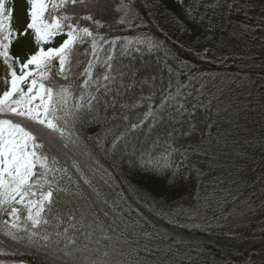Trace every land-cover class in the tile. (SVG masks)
Instances as JSON below:
<instances>
[{
  "label": "snow or ice",
  "instance_id": "snow-or-ice-1",
  "mask_svg": "<svg viewBox=\"0 0 264 264\" xmlns=\"http://www.w3.org/2000/svg\"><path fill=\"white\" fill-rule=\"evenodd\" d=\"M25 2L27 20L15 27L14 0H0V64L4 67V75L0 76L4 84L0 90V237L53 264H144L141 251L153 254V250L147 245L133 247L132 241L121 239L122 234L106 225L87 202L82 185L100 195L86 174V167L90 168L87 161L99 166L93 175L103 167L88 142L103 148V141L113 135L107 151L114 153L131 131L148 120L152 121L151 131L167 113L169 128L163 137H156L152 149L137 154L133 147L129 153L125 144L124 155L129 157L131 169L166 177L170 186L178 187L191 177L184 173L183 163L175 160L177 155L186 157L176 142L179 137L203 132L202 121L195 113L202 107L207 109L210 102L202 104L197 98L189 106L187 96L191 93H184L186 85L178 80L174 91L171 81L166 90H160L163 94L159 103L155 90L130 102H120L136 87L137 80L136 73H132L131 83H124L128 73L117 66V48L123 55L151 53L161 46L154 37L139 31L143 24L134 25L138 13L132 0ZM220 6L215 0L205 8ZM198 7L189 5L186 9V15L196 24L205 18V14L197 15ZM113 16L118 17V24L137 34L111 37L104 30L111 29L108 21ZM16 45H21L18 51H14ZM208 51L196 55L204 59ZM82 62L85 67L77 73ZM180 67L192 66L181 61ZM168 71L177 77L183 74L174 73L172 67ZM194 78L189 75V82ZM149 79L154 81L155 77L146 78L142 84ZM145 106L147 111L132 122L131 113ZM108 110L113 111V120L128 125L125 131L117 135L115 128H102L103 136L96 133L85 137L88 126L108 119ZM161 145L163 150L156 155L154 150ZM103 171L112 179L107 169ZM238 182L246 183V177L241 174ZM157 214L168 216L166 212ZM103 215L107 217L108 213ZM131 227L125 225L126 230ZM183 243V239H177L164 248L157 264H172L167 257L179 255L174 245ZM17 254L5 251L4 241L0 240V255Z\"/></svg>",
  "mask_w": 264,
  "mask_h": 264
},
{
  "label": "trees",
  "instance_id": "trees-1",
  "mask_svg": "<svg viewBox=\"0 0 264 264\" xmlns=\"http://www.w3.org/2000/svg\"><path fill=\"white\" fill-rule=\"evenodd\" d=\"M214 2L132 0L138 13L134 25L143 24L139 31L154 37L161 46L151 53L121 55L119 47L116 50L117 66L128 73L124 83H131L132 73H136L137 80L136 87L121 98V103L150 95L153 90L159 103L163 94L160 90H166L171 81L174 91L177 80L186 85L184 93H191L187 96L189 106L197 98L202 104L210 102L207 109L202 107L195 113L202 121L203 132L179 137L175 145L180 152H186V157L177 155L175 160L183 163L184 173L191 178L178 187L170 186L166 177L131 169L129 157L124 155L125 144L129 153L133 147L137 154L152 149L156 137H163L169 128L167 113L151 131V120L131 131L114 153L107 151L113 135L103 141V148L88 142L94 158L103 167L93 175L99 166L87 161L90 168L86 167V174L100 193L97 197L82 185L87 202L106 225L122 234L121 239L132 241L133 247L147 245L153 250V254L141 251L144 264H157L163 249L177 239H183L184 243L174 245L179 255L167 257L172 264H264V0H219L220 7L205 8ZM189 5L199 6L197 15L205 14L202 23H193L186 15ZM117 19L111 17L108 21L111 29L104 30L111 37L137 34L118 24ZM204 49L209 51L201 59L196 53H203ZM18 50L16 45L14 51ZM82 60L86 62V58ZM181 61L192 67H180ZM84 67L82 62L76 72ZM168 67L183 74L178 77L170 74ZM189 75L195 77L190 82ZM148 77L155 80L142 84ZM145 111L146 106L134 110L132 122ZM104 115L102 112L101 116ZM106 115L107 120L85 129V137L96 133L103 136L102 128H115L117 135L125 131L128 125L113 120L112 110ZM162 150L163 145L154 151L159 155ZM104 169L111 173L112 179H108ZM241 174L246 183L238 182ZM255 209L261 215L259 224L237 229L236 222ZM105 212L107 217L103 215ZM159 212L168 216L158 215ZM126 224L132 227L126 230ZM145 233L152 235L147 237ZM0 240L4 241L5 251H18L15 256L0 255L4 264L12 261L53 264L7 238Z\"/></svg>",
  "mask_w": 264,
  "mask_h": 264
},
{
  "label": "rangeland",
  "instance_id": "rangeland-1",
  "mask_svg": "<svg viewBox=\"0 0 264 264\" xmlns=\"http://www.w3.org/2000/svg\"><path fill=\"white\" fill-rule=\"evenodd\" d=\"M14 2H15V8H16L14 26L20 27L27 20V17L25 14V9L27 5H26L25 0H14ZM57 43H59V40L57 41ZM231 44L233 46L232 41H231ZM18 46L20 49L21 45H18ZM3 75H4V67L2 64H0V76H3ZM3 87H4L3 81L0 80V90H2ZM263 208H264V205H263ZM260 218H261V215H258L257 210L255 209V211L251 212L249 216H245V218L238 220L236 222V228L237 229H247L250 227H254L255 225L259 224ZM13 262H15V264H21V262L23 261H12L7 264H13ZM23 264H26V263L23 262Z\"/></svg>",
  "mask_w": 264,
  "mask_h": 264
}]
</instances>
